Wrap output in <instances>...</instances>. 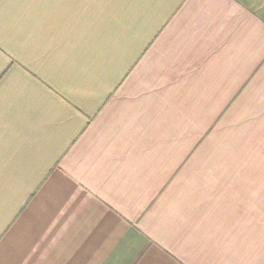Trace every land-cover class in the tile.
Returning a JSON list of instances; mask_svg holds the SVG:
<instances>
[{
  "label": "crops",
  "instance_id": "0c3cea01",
  "mask_svg": "<svg viewBox=\"0 0 264 264\" xmlns=\"http://www.w3.org/2000/svg\"><path fill=\"white\" fill-rule=\"evenodd\" d=\"M0 264H264V0H0Z\"/></svg>",
  "mask_w": 264,
  "mask_h": 264
}]
</instances>
